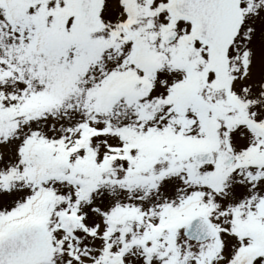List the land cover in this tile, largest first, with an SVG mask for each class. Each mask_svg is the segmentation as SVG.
<instances>
[{
    "label": "snow or ice",
    "instance_id": "snow-or-ice-1",
    "mask_svg": "<svg viewBox=\"0 0 264 264\" xmlns=\"http://www.w3.org/2000/svg\"><path fill=\"white\" fill-rule=\"evenodd\" d=\"M0 264H264V0H0Z\"/></svg>",
    "mask_w": 264,
    "mask_h": 264
}]
</instances>
